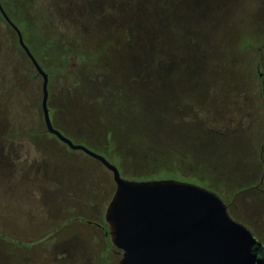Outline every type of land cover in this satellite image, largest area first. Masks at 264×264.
I'll list each match as a JSON object with an SVG mask.
<instances>
[{"label": "rangeland", "instance_id": "obj_1", "mask_svg": "<svg viewBox=\"0 0 264 264\" xmlns=\"http://www.w3.org/2000/svg\"><path fill=\"white\" fill-rule=\"evenodd\" d=\"M12 1L17 8L27 7L28 4L27 0ZM39 1L35 11L42 15L45 8L39 6ZM114 2L115 15L103 14L104 6L93 9L98 16L93 19H102L104 27L84 36L83 45H88L90 54L97 55V61L103 62L105 59L118 65L124 58L112 46L116 38L122 36L114 28L112 30L115 32L109 33L114 25L124 29L122 33L129 40L128 43L135 47V52L145 53L150 77H162L168 89H178L175 97L177 103L191 106L200 116L203 127L215 133L210 135L215 142L212 143L204 132L197 128L194 130L187 120L177 126L166 122L167 128L173 131L170 135L177 142L175 147L165 148L166 166L193 163L200 170L197 172L209 176L211 181L207 184L206 181L185 179L172 169L157 175H125L115 151L111 159L100 149L71 135L77 132V137L83 133L88 137L86 133L91 130L107 132L106 124L121 112L116 107L118 103L107 98L102 101L96 107V114L102 118L96 122L92 109L76 107L75 103L62 95L56 98L59 79L54 80L49 89L53 97L51 104L59 103L58 115H52L54 126L74 144L85 146L105 157L117 167L125 180L146 181L153 178L198 182L199 185H195L216 193L222 200L224 197L230 217L245 225L264 243V182L259 190L246 189L252 185L251 175L262 173V169L260 172L258 169L254 144L264 133V96L258 78V73L264 78V0H133L129 5ZM49 3L58 23L64 20L74 24L78 22L76 15H82L81 11L74 10L81 7H75L73 0H52ZM100 3V0L96 1L97 6ZM145 19L155 20L157 32H140ZM35 21L31 34L38 35L40 22L39 19ZM51 24L55 27L54 22ZM48 34L52 36L50 31ZM12 40L13 35L0 21V78L7 70L5 63L9 65L8 58L13 57L9 52ZM2 79L0 92H5L8 80L7 77ZM41 84L42 80L38 77L21 88L33 102H22L19 116L20 125L30 130H43L37 106L42 97ZM190 87L192 91L186 92ZM9 109L7 98L0 96V262L26 264L25 255L34 248L31 242L37 241L36 250L42 263L70 264L66 253L52 255L54 242H63L62 239H68L71 236L69 233L76 230L85 235L91 230L86 223L68 226L66 220L73 216L93 219L99 214L97 211L105 210L108 202H104L115 191L112 176L101 166H97L99 171H91L92 166L97 168L96 164L87 162L81 156L76 159L71 153L66 155L61 152L54 147L50 135L45 137L47 140H41L48 160L40 159V155L30 151L29 148L36 147L27 141L4 139L10 128L19 127L13 122L18 115L10 114ZM129 112L134 118L131 109ZM143 131L160 138L150 129ZM135 133L143 134L133 127L122 133L128 143L126 146L136 156L135 159L129 158L128 162L133 166L127 165V172H153L152 168H137L141 165L138 159L144 157L142 151L146 148L134 144L131 135ZM187 138L194 140L195 147L189 148L187 143L184 145L183 141L187 142ZM202 144H215L222 148L216 152L214 149L206 151ZM109 148L116 150L117 142L110 143ZM262 158L264 161V150ZM100 175L105 176L108 182L105 181L107 186L104 190L91 186ZM243 187L246 190L241 191ZM92 201L93 205L87 204ZM31 257L33 260V255Z\"/></svg>", "mask_w": 264, "mask_h": 264}, {"label": "trees", "instance_id": "obj_2", "mask_svg": "<svg viewBox=\"0 0 264 264\" xmlns=\"http://www.w3.org/2000/svg\"><path fill=\"white\" fill-rule=\"evenodd\" d=\"M50 1L52 0L39 1V6L42 5L45 8V13L39 15V13L35 11V7L38 6V0H27V7L24 8L15 7L12 0H0L9 19L19 29L23 39L25 37L24 43L30 50L31 54L48 75V108L49 115H51V121L59 112V103L51 104L53 97L49 90L50 86L56 79H59L60 82L56 98H58L59 95H62L63 97L68 98L69 101L75 103L74 105L76 107H81V109H92L96 122H100L99 119L102 118L100 114H96V107L99 104L101 105L102 101H106V98L114 100V103H118L116 107L121 112L118 113L119 115L112 117L110 122L106 124L107 132L103 130L104 132L99 133L98 131L91 130L86 133L88 134V137H86L85 133H83L81 137H77V132L74 134L72 133L71 135L77 140H84L87 143H90L92 147L100 149L111 159L114 158L113 153L115 151L119 157L125 175L134 177L140 175H157L166 170L172 169V171H175L185 179H193L198 182L206 181V183L209 184L211 181L209 176H203L198 173L197 171L200 170H198L193 163L185 162L174 167L166 166V157L165 154H163L166 153L165 148L175 147L177 143L170 135L173 131L171 128L170 130L167 128L166 122L167 124L170 122L174 124V126H177L180 122L187 120L191 122L190 124L193 125L194 130L197 128L204 132V135L208 136L210 142L212 141L210 135L215 133L203 127V124L200 122V116L191 106H182L179 102L177 103L175 97L177 96L178 89L175 88V91L168 89L166 84H164L165 79H162V77H158L157 79L150 77L147 72L146 57H144L145 53L142 55L139 52H135V47L132 46V43H128L129 40H127L124 33H122L124 29L121 27L119 29L115 25L114 27H110L111 32L109 34L114 33V30L116 29L119 35L122 36H119L120 38L117 37L112 46L124 58L118 65L108 60L105 61V59L103 62L97 61V55L95 54L94 56L92 52L90 54L89 51H87L89 50L88 45H83L82 38L84 36L91 34L96 28L99 29L104 27L101 21L102 19H93L98 17L97 14L93 13V9L104 6L103 14L108 13L110 15H115L116 5H114V0H100L101 3L98 6L96 5L97 0H90L88 2H85L84 0H73L75 7H81L74 8V10L77 12L81 11L82 14L80 16L76 15L78 22L74 24H68L69 22L64 20H60V23H58L55 20V12L49 3ZM116 1L129 5L133 0ZM47 2L50 7L47 5ZM37 19H39L40 28L37 29L39 31L38 35H33V33L31 34L32 25L33 21L36 23L35 20ZM0 21L6 25L8 31L13 35V40L10 42L9 48V52L12 53L13 57L8 58L9 65L8 63H5L7 64V70L1 74L2 77L0 78L1 82H3L2 78L7 77V89L5 92H0V96L7 98L10 107L8 111H10V114L14 113L18 115V118L14 119L13 122L15 125H19V127L10 128L3 138L17 142L27 141L31 146L36 147L29 148L30 151L37 153L42 159L48 160L46 149H44L45 146H42L41 144L43 140H47L45 137L50 135L45 129L41 101L37 106L41 115L42 131L24 128L23 125H20L19 118L20 113L22 112V102L29 101L33 104L32 100L28 97V94L23 92L21 88L24 84L35 80L39 76H37V73L24 50L20 47L15 32L6 23L1 14ZM53 22L55 23V27L51 24ZM144 22L143 27L140 29L141 33H146L147 31L157 32L158 28L156 26L157 24H155V20L145 19ZM159 22L161 21L159 20ZM113 28L114 30H112ZM48 31H50L52 36L48 34ZM110 38L112 37L110 36ZM133 59H135V61ZM167 89L171 91H168ZM191 91L192 87L186 90L188 93ZM161 94L163 96H161ZM129 109H131L135 115L134 118H131ZM123 114L129 116H124ZM52 115H54L53 118ZM95 115L98 117V120ZM52 124L54 126L53 121ZM132 127L143 132V134H132V141L134 144H138L140 148H146L145 151H142L144 157L138 159V162H140L141 165L137 166V168H152L153 172L143 173L142 171V174H132L127 172L129 170L127 165L133 166V164H129V158L135 159L136 156L133 155L132 152H130L131 149L126 146L128 143L122 133ZM54 128L57 129L55 126ZM143 129L154 131V133H157L160 138L155 137L151 132L148 135L145 134ZM79 131H81V129ZM164 132L165 134L163 135ZM50 136V140L54 142V147L61 152H65L66 155L71 153L73 156L77 157L76 159L81 156L87 162L90 161L92 164H96V167H103L99 162L91 159L82 152L70 150L55 136ZM92 140L96 141V143L94 144ZM112 142H117L116 150L109 148L110 143ZM183 143L184 145L187 143L189 148L195 147L194 140L189 141L187 138V142L184 140ZM212 143L215 142L212 141ZM202 145L206 151H213L212 149H214L216 152L218 148H222V146H215V144ZM226 148L228 147L226 146ZM93 169L99 171L98 167L94 168V166H92L91 171ZM100 176L101 177L98 178L97 182H93V185L91 186L97 190H104L107 186V180L105 176ZM151 179L155 180L153 178H150V180ZM187 182L199 185L198 182H189L188 180ZM252 186L253 184L246 189H249ZM243 188L244 189H241V191L246 190L245 187ZM112 196H108L104 203H109ZM223 201L228 207L224 197ZM93 203L94 201L87 202L89 205H93Z\"/></svg>", "mask_w": 264, "mask_h": 264}, {"label": "water", "instance_id": "obj_3", "mask_svg": "<svg viewBox=\"0 0 264 264\" xmlns=\"http://www.w3.org/2000/svg\"><path fill=\"white\" fill-rule=\"evenodd\" d=\"M0 14L42 80L41 110L46 132L70 150L99 162L112 176L115 191L105 220L113 245L122 252L119 264H264V257L258 255L261 243L246 226L230 217L216 193L171 179L125 180L105 157L74 144L55 129L48 108V75L1 2Z\"/></svg>", "mask_w": 264, "mask_h": 264}, {"label": "flooded vegetation", "instance_id": "obj_4", "mask_svg": "<svg viewBox=\"0 0 264 264\" xmlns=\"http://www.w3.org/2000/svg\"><path fill=\"white\" fill-rule=\"evenodd\" d=\"M221 4L223 5V2ZM259 68L260 65L257 66V70H259ZM258 78L261 85L262 95L264 96L263 75L261 73H258ZM234 132L235 131H233L232 133ZM249 141L251 142L252 140L249 138ZM254 146L255 148H257V158L259 164L258 169L259 172L260 169H262V173L261 175H251L252 180L250 181V183L253 184V186L250 189L259 190V186L264 182V161L262 158V153L264 150V133L259 136V140L257 141V143L254 144ZM39 158L42 159L40 156ZM97 212L99 214L95 216V218H93L92 216L93 219H85L78 216H73L71 219H67L66 222L68 226H71L72 223H86L91 226V230L87 231L86 235L83 234L81 231L77 230L70 232L69 234H71V236L68 237V242L66 241L68 239H62L63 242L58 241V243L55 241L54 249L51 252L53 253L52 255L56 256L60 253H66V258H68L70 264H119L120 260L122 259V252L121 250L117 249L112 243L110 228L105 220L106 209L101 211L99 210ZM254 237L256 238L255 235ZM259 242L261 243V247L258 251V255L264 257V243H262L261 241ZM31 244L34 246V248L30 249V251L28 250V252L26 253V264H47L42 263L39 257V251L36 250L37 244L39 243L35 241L31 242ZM31 255H33L34 257L33 260ZM64 258L65 256H63L62 259ZM1 263L3 264L4 261L0 262V264Z\"/></svg>", "mask_w": 264, "mask_h": 264}]
</instances>
